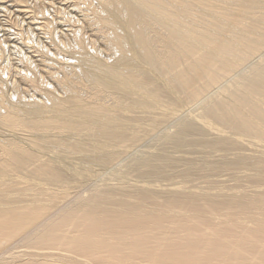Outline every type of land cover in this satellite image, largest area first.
I'll return each mask as SVG.
<instances>
[{
  "label": "bare ground",
  "instance_id": "1",
  "mask_svg": "<svg viewBox=\"0 0 264 264\" xmlns=\"http://www.w3.org/2000/svg\"><path fill=\"white\" fill-rule=\"evenodd\" d=\"M0 264H264V0H0Z\"/></svg>",
  "mask_w": 264,
  "mask_h": 264
},
{
  "label": "rangeland",
  "instance_id": "2",
  "mask_svg": "<svg viewBox=\"0 0 264 264\" xmlns=\"http://www.w3.org/2000/svg\"><path fill=\"white\" fill-rule=\"evenodd\" d=\"M9 59L8 61H7V63L9 64V63H11V62H13L14 60L11 58V56H7L6 57V59ZM10 59H12V60H10ZM12 72H14L13 70L7 75L8 77H9V79H12L13 77H14V73H12ZM167 127H166V126ZM165 125H162V126H160V129L158 130V131H156L155 133H158V134H161L163 131L165 132V131H169V128H170V130H172L173 129V124L172 123H167V124H165ZM155 133L154 134H152V135H150V136H148L147 138H145L143 141H141V144H137L136 146H133L132 148H131V150L130 151H132V152H136V154H132L130 157L129 156H127V157H125V156H123L122 158H120L121 160H120V162L118 161H116L117 162V164L120 166L121 164H119V163H123V164H125L124 162H129L130 161V159L133 157V156H135V155H138L142 150H148V149H151V147L155 144V142H156V136L158 135H155ZM155 146V145H154ZM135 147V148H134ZM136 147H137V149H136ZM135 151H134V150ZM142 153V152H141ZM127 159L129 160V161H127ZM116 162L114 163V164H112L111 165V168H114V169H117L118 167H115V166H118L117 164H116ZM127 164V163H126ZM111 168H108V169H105L104 170V172H100V173H102L101 175V178H99V182H102V180L104 179V181H108L109 179H112V180H109V181H117V180H115L114 178H116V170H114L113 171V169H111ZM114 173H113V172ZM115 174V175H114ZM135 176V175H134ZM132 177V179H136V178H138L137 176H136V178L135 177ZM108 179V180H107ZM97 180V178L95 179V180H93L92 182H90L89 184H88V187H89V189H92V190H94V187H95V185H94V183H95V181ZM103 181V182H104ZM171 180H169V182H170ZM163 183H165V182H168V180H163L162 181ZM88 192H89V190H85V191H83V193L84 194H88ZM21 249V248H20ZM19 248H18V250H20ZM24 249V248H23ZM9 255V254H8Z\"/></svg>",
  "mask_w": 264,
  "mask_h": 264
}]
</instances>
